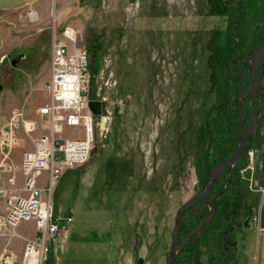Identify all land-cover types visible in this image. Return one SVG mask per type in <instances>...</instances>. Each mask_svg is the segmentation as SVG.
<instances>
[{
	"label": "rangeland",
	"instance_id": "rangeland-1",
	"mask_svg": "<svg viewBox=\"0 0 264 264\" xmlns=\"http://www.w3.org/2000/svg\"><path fill=\"white\" fill-rule=\"evenodd\" d=\"M242 1L241 7L238 0H39L0 14V123L15 109L34 117L49 102L52 41L68 26L78 33L76 46L88 51L91 99L102 103L89 160L68 169L52 192L54 213L71 216L72 230L50 244L48 264H136L140 257L143 264H166L176 211L210 169L226 65L231 69L233 52L242 55L263 29L264 0ZM259 120L251 190L261 184L264 108ZM35 147L21 133L14 161ZM33 227L21 222L0 235V252L18 254ZM251 229L253 241L257 226ZM252 251L249 245L245 257ZM216 253L206 248L201 258Z\"/></svg>",
	"mask_w": 264,
	"mask_h": 264
},
{
	"label": "built area",
	"instance_id": "built-area-1",
	"mask_svg": "<svg viewBox=\"0 0 264 264\" xmlns=\"http://www.w3.org/2000/svg\"><path fill=\"white\" fill-rule=\"evenodd\" d=\"M77 41L76 29L69 26L53 39L45 84L49 102L37 109L36 117L15 109L7 122L0 123V235L13 232L21 222L34 224V236L25 241L18 264H45L50 244L66 238L72 217L54 213L52 192L68 169L87 163L94 146L89 58L85 48L76 46ZM38 129L45 132L33 139ZM20 132L36 147L24 151L17 163L13 149ZM248 156L253 168V151ZM252 219L256 225L257 214ZM0 264H15L11 252H0Z\"/></svg>",
	"mask_w": 264,
	"mask_h": 264
},
{
	"label": "flooded vegetation",
	"instance_id": "flooded-vegetation-1",
	"mask_svg": "<svg viewBox=\"0 0 264 264\" xmlns=\"http://www.w3.org/2000/svg\"><path fill=\"white\" fill-rule=\"evenodd\" d=\"M238 2L241 3V7L244 6L242 0H238ZM263 30L264 19L263 29H261L254 40L256 43H249L246 47H243L241 51L242 55L233 52V57L235 59L231 62L232 68L230 69L229 65L226 67L228 68L227 83L221 94L219 107L215 111V114L219 115H215V117L217 116L216 118L219 119L222 125L225 123V128L222 132L215 133V136L213 135L212 137L210 147L212 149L210 150V157L207 159L209 168L221 163L225 164V162L228 161L229 157L240 143L241 138L246 134V128L250 125L254 104L259 106V110L257 111L258 125L247 142L246 150L241 152L231 166L224 165L220 170L218 182L215 183L210 192L211 203L215 207L214 215L210 222L204 224L200 231L194 230L204 219L209 210V207L204 205L200 199H197L192 207L186 209L189 213H184L186 212L185 210L181 212L183 223L180 225L179 235L174 246V264H240L242 262L240 259H242L244 253L247 251V248H245V250H240V248L243 249L244 245L251 240L252 235L251 225L253 223L251 215L253 211V201L251 199L252 190L249 189V180H255V172L253 168L250 177V173L246 169L250 161L248 152L260 128V111L264 108V85H262L264 64L259 68V73L261 75L260 85L263 96L256 87L251 86V70L246 74L244 71L248 67L245 58L247 56L250 57V52L261 42ZM233 71H235V73ZM240 90L244 93L247 92V95H245V102L249 112L245 114L243 107L239 110L237 104ZM253 98H255L254 103ZM221 140L222 146L220 148L218 141ZM208 170L209 169L206 171L205 183L202 184L201 188L197 189L191 197L198 194L206 187ZM215 219L217 220L215 222L216 227L213 231V237L209 238V230ZM138 237L139 236H136L134 244L140 246L143 243V238ZM137 238L140 239V242L136 241ZM183 240H185V243L180 247L181 241ZM146 246L147 253L151 254L148 252L149 246ZM210 247H214L218 253H216V255L208 254L205 259H202L201 251ZM168 254L169 248L165 259L166 264L168 262Z\"/></svg>",
	"mask_w": 264,
	"mask_h": 264
},
{
	"label": "water",
	"instance_id": "water-1",
	"mask_svg": "<svg viewBox=\"0 0 264 264\" xmlns=\"http://www.w3.org/2000/svg\"><path fill=\"white\" fill-rule=\"evenodd\" d=\"M250 54H251L250 57L247 56L245 58V61L248 63V67L246 68L244 73L246 74L249 70H251V86L256 87L258 89V91L261 93V95L263 96L262 88L260 85L261 75L259 73V68H260V66H262L264 64V30L262 33L261 42L255 47V49H253L250 52ZM22 56L23 55H20V57H22ZM13 63H15V61H13L12 64ZM226 67H228V65H226ZM222 93H223V91L221 92V94ZM245 95H247V92L244 93V92H242V90H240L239 96L237 98L238 108L240 110L241 107H243L244 114L246 112H249L247 109V106H246V102H245ZM254 101H255V98H253V103H254ZM89 108L95 116L99 117L102 113V103L99 100H92L91 99L89 101ZM258 110H259V106L254 104L253 109H252V117L250 120V125L246 128V134L244 137L241 138L240 143L237 145L236 149L231 154L228 161L225 162V164L221 163V164H218V165L210 168L208 173H207L208 178H207L206 187L203 188L198 194H195L193 197H191L186 203L181 205L178 208V210L176 211V215L174 218V226H173V229L171 231V242H170V247H169L167 264H174V261H175V247L174 246H175V243L177 242V238H178L179 230H180V225L183 223V217L181 216V212L183 210H185L186 208L192 207L194 205V202L197 199L202 200V203L209 207V210H208L206 216L204 217V219L199 223L197 228L194 229V230H198V231L201 230V227H203L204 224L209 223L211 218L213 217L215 207L211 203L210 192L213 189L215 183L218 182V175L220 173L221 168L224 165L231 166L232 163L241 154V152L243 150H246L247 142L250 139L252 132L255 130V128L258 125V117H257V111ZM184 243H185V240L181 241L180 247H182L184 245ZM136 264H143V258L140 257L137 260Z\"/></svg>",
	"mask_w": 264,
	"mask_h": 264
},
{
	"label": "crops",
	"instance_id": "crops-1",
	"mask_svg": "<svg viewBox=\"0 0 264 264\" xmlns=\"http://www.w3.org/2000/svg\"><path fill=\"white\" fill-rule=\"evenodd\" d=\"M38 1L39 0H0V14H2L4 12H16V11L26 9L28 7L35 5ZM1 46H2V34H1V29H0V49H1ZM36 115H37V111H36ZM36 115H34V117H36ZM14 156L17 157L15 150L13 152V157ZM263 157H264V146H263V149L261 150L262 160H261V162H259V165H258L259 166V169H258L259 174L258 175H261L259 178L261 184H259V187H256V189L252 190V192H251V194H252L251 199L253 201V212L255 214H257L258 222L255 225V226H257V230H256V235L253 238V241L250 240L251 244L249 241L246 243V245H247V250H248L249 245H250V248H251V250L253 248V251L251 254V258H248L247 255L245 257V253H246L245 252L242 259H240L242 261L240 264H264V161H263ZM252 166H253V168H255V165L253 162H252ZM0 211H1V207H0ZM28 222H31V221H28ZM33 226H34V224H33ZM69 227L70 228H69V231H68L66 237L68 235L70 236L69 233L72 230V226L70 225ZM33 236H34V230H33L32 235L23 236V239L20 240V241H22V244L20 245V248H17L18 254L11 252V254L14 256L15 262H17V260H19V258L21 256V252H22L25 241L29 238H32ZM63 248L66 250V242L63 245ZM4 249H5V247H4ZM50 257H51V255L49 254V258ZM49 258H48V260H49Z\"/></svg>",
	"mask_w": 264,
	"mask_h": 264
},
{
	"label": "trees",
	"instance_id": "trees-1",
	"mask_svg": "<svg viewBox=\"0 0 264 264\" xmlns=\"http://www.w3.org/2000/svg\"><path fill=\"white\" fill-rule=\"evenodd\" d=\"M87 53H88V51H87ZM88 58H89V55H88ZM89 70H91V66H90V64H89ZM90 74H91V71H90ZM218 109V108H217ZM216 109V110H217ZM215 115H217V116H219L218 114H215ZM216 116V117H217ZM215 117V121L213 122L214 123V131H215V133H219V132H222L223 131V129L225 128V123L222 125L221 123H220V121H219V119H217ZM212 119H214V117L212 116ZM219 142V147L221 148V146H222V140L221 141H218ZM48 260L45 262V264H48Z\"/></svg>",
	"mask_w": 264,
	"mask_h": 264
}]
</instances>
